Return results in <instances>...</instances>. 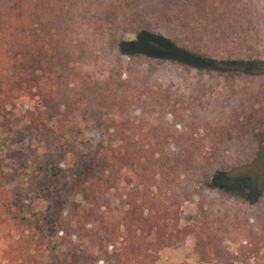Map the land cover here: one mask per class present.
Wrapping results in <instances>:
<instances>
[{"label":"trees","instance_id":"16d2710c","mask_svg":"<svg viewBox=\"0 0 264 264\" xmlns=\"http://www.w3.org/2000/svg\"><path fill=\"white\" fill-rule=\"evenodd\" d=\"M17 103L42 196L24 202L0 166V264L264 250V0H0V128ZM88 129L105 141L84 149Z\"/></svg>","mask_w":264,"mask_h":264},{"label":"rangeland","instance_id":"374dc122","mask_svg":"<svg viewBox=\"0 0 264 264\" xmlns=\"http://www.w3.org/2000/svg\"><path fill=\"white\" fill-rule=\"evenodd\" d=\"M10 121L7 125L0 128V166L7 175V185L15 191L17 196L22 197L24 202H28L34 195L33 190L39 191L36 196L41 197L40 184L38 179L33 177L35 170L29 161V151L41 149L40 142L36 137L32 136L26 129L24 119L20 115L19 103L12 108L9 115ZM105 135L97 130L88 129L80 136V144L85 149L98 142H104ZM35 179V182L33 180ZM133 183L127 178L121 181V188L116 192L109 193V198L114 202L122 198L123 188ZM239 192L245 193L248 198L256 195L254 185L250 181H242V183L230 184ZM21 194V195H20ZM78 200V196L74 197V201ZM44 203V202H40ZM39 202H34L30 206L40 207ZM198 214L195 199H189L183 202L179 208V223L185 224L196 219ZM190 241L185 240L179 246L163 247L156 252L157 264H217L205 263L197 260L196 254L191 249ZM228 247L235 250L237 242H229ZM234 264H264V250H260L258 254L245 260L236 258Z\"/></svg>","mask_w":264,"mask_h":264}]
</instances>
